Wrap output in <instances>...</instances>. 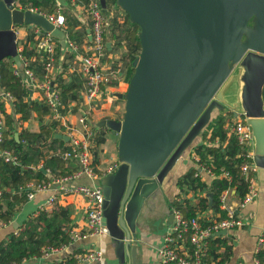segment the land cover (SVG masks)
<instances>
[{
  "label": "water",
  "instance_id": "1",
  "mask_svg": "<svg viewBox=\"0 0 264 264\" xmlns=\"http://www.w3.org/2000/svg\"><path fill=\"white\" fill-rule=\"evenodd\" d=\"M15 1L0 0V62L10 57L21 66L19 26H41L66 44L63 29L40 12L16 7ZM100 1L107 11V0ZM116 4L140 27L141 51L126 93H117L126 100L123 119L98 123L120 136L119 166L101 179L104 224L118 264H137L133 242L147 200L163 188L218 112L230 105L235 117L245 115L255 139L254 162L264 169V0ZM207 197L212 207L214 193ZM173 218L170 210V222Z\"/></svg>",
  "mask_w": 264,
  "mask_h": 264
},
{
  "label": "crops",
  "instance_id": "2",
  "mask_svg": "<svg viewBox=\"0 0 264 264\" xmlns=\"http://www.w3.org/2000/svg\"><path fill=\"white\" fill-rule=\"evenodd\" d=\"M63 6L64 10H66L68 13L69 22L67 26L68 30L71 31V33H69L72 35H77V37L87 36L90 39L92 32V21L89 14L87 13L85 6L81 4L72 6L69 3H66ZM33 10L37 12H49L45 8V6H42L41 8L34 7ZM107 16L108 24L111 28V34H109V40L107 44V58H109L107 60L108 66L112 67L113 71L115 72V79L112 80L113 83L107 85L105 93L102 96V98L106 100L104 111L96 112V110L94 109L91 113V119L94 124V130L95 124L98 125V123L103 119L112 118L122 120L126 111V100L117 95V93H122L121 91L117 90H126L129 85V81L127 80V69L129 67V64L128 57H126L125 55L128 50L126 35L130 33V30H134L135 26L128 22L127 14H125V12H123L122 9L119 8L117 5H114V2L113 4L110 3L109 12ZM34 28L35 26L33 24L19 26L17 28V42L22 63L21 66H18L15 62H13V70L15 73V69L18 68L21 72H23L22 69H24V66L28 65L34 72L37 83H42L45 80L46 75L45 62L47 55L45 56V53L42 52V50L38 46L37 40L33 35ZM59 42L60 45H57L54 66L48 72V77L51 79L54 87H56L60 92L62 106L59 108V112L64 116V119L60 121L56 118V114L59 112L54 111L46 102L45 90L43 88H41L39 85L32 87L29 84L25 83L24 81H28V78L24 73H22L23 75L21 74V76H17L15 74L17 77L24 80L21 81L25 84V86L29 87V100L37 102H46L50 108V112L44 116L43 120L39 119L37 113L34 112L30 119L26 121H19L18 118H20V114H16L15 118L17 121L16 125L18 132L15 133V136L17 139L19 138V131H21L22 129L25 128L31 130L32 132H39L41 130L42 123H44L46 126L51 125L53 127L52 130H47V132H45V135L47 136L50 134L51 136L57 137V134H62L70 137L69 133L73 131L71 127H75L76 131L72 133V136H76L78 139H80V141L84 140L85 135L82 128H79L78 122V117L82 112V106L86 108L88 106V103L83 97L84 75L81 70L82 66L79 63L80 59L77 58L76 55H72L71 53H69L67 51V47L62 44L60 40ZM25 46H27L28 49L27 56H23V54H21ZM62 64L64 65L62 66ZM69 86L71 90L65 93L64 95V87ZM74 93H77V98L73 97ZM6 94L7 91H5L0 86V120H3L4 122L3 131L7 128V125L5 113L2 111L1 106L4 105L6 113L14 114V96L12 95V98H10ZM230 100L232 104L233 102L236 103V95H234ZM233 110L234 108L232 109V111ZM223 115L224 114H222L221 116ZM99 128L104 129L102 131ZM99 128H96L95 133L93 134V138L91 140L93 141L94 135L97 133V131L102 132L105 134H102V137L105 138V143H113L115 145L116 152L114 154L111 151V157L103 155V158H101L102 160L99 163L95 161L94 157L93 163L96 167V170L104 171L107 170L109 168L107 166H110L111 164V166L116 163L119 164L118 143L120 136L118 133H114L111 129L107 127ZM211 130L212 128L207 131L210 132ZM114 139H117V141L114 142ZM64 141L67 145L72 146L71 138L67 141ZM105 143H101V148L104 149ZM201 143L202 139H200L190 150H188L184 154V159L182 161H186V159H189L191 161V169H197V165L192 158V154L196 152V146ZM45 150H47V148H45ZM6 153L5 156H7ZM188 154L190 155L189 158ZM67 160V166H69V168L71 169V172L69 174H66L69 176L79 170L81 164L76 158H67ZM182 161L181 163H183ZM66 175L51 176V174L49 173L51 179L47 181H52L53 187L49 190L37 192L33 198H28L29 200L19 208V210L16 212L10 222H3L0 225V242L7 238L10 233L16 232L18 228L22 225L24 220H26L28 217L39 214V212L42 210L41 208L45 207L47 199L52 194H57L56 201L68 208V211L71 215L70 231L73 228H76L77 230L86 229L87 222L85 217V211L87 208V200L82 195L68 194L60 190V185H58V179ZM182 175H184V173ZM250 178L252 184L256 187L258 193L257 196L253 199V201L248 203L245 207L241 208L238 206L240 198L236 195V187L232 190L233 195L231 198V202L236 208L237 215L245 222V224L241 227H235L230 229L226 234L231 235L233 237V254L227 264H256L255 253L257 252L258 248V239L264 233V169L259 167L256 171L250 172ZM101 179L92 178L87 174H82L79 177L70 179L64 183L69 186L76 184L101 185ZM213 180L214 178H212L207 173H204L203 178L199 180L200 184H203V187H198V189L192 190L188 189L186 193L181 191L178 187V191L176 193L177 195L179 192H181L185 197L191 199L192 204L195 207V210L198 213L199 217L208 220L222 218V213L223 211H225L221 208L220 210L212 209V207L210 206L208 209H203L200 205L201 198L207 196V193L210 192V186ZM30 184L38 183L32 182ZM168 188V183L166 182L162 189L158 190L155 194H153L147 200V203L138 218V238L133 242V244H137V264H161L159 249L164 244V237L167 231L169 230V226L172 222H170L169 219L171 210L170 202H172L174 199L172 201L168 200ZM186 188L189 187L186 185ZM176 195L175 198H177ZM54 204L51 207H48L47 209L52 208ZM69 242L66 244H69ZM88 248H97L103 250L105 254V264H118L117 259L114 255V248L111 245V238L109 234L89 235L88 237L78 242H75L72 245H69L59 254L51 255L49 257H45L43 255L42 250L41 256H34L29 260L24 259L23 264H47L52 262L57 263L72 259L74 254L78 253L79 251L86 250Z\"/></svg>",
  "mask_w": 264,
  "mask_h": 264
},
{
  "label": "built area",
  "instance_id": "3",
  "mask_svg": "<svg viewBox=\"0 0 264 264\" xmlns=\"http://www.w3.org/2000/svg\"><path fill=\"white\" fill-rule=\"evenodd\" d=\"M67 3L72 6L83 5L85 6L87 13L92 21L91 38L84 37H71L68 32L67 16L64 13V4L60 0H56L55 8L49 12H41L46 18L65 31V46L67 51L72 55H76L80 59L81 70L84 75V88L83 97L88 103L87 108L82 106V112L78 117L79 125L84 132V140L80 141L76 136H72V133L76 131L75 127L72 128L70 138L72 141V150L65 153L66 158H76L79 160L81 167L72 175H66L58 179V185L60 190L68 194L82 195L87 200V208L85 211L86 217V229L77 230L73 228L71 230V237L69 244L62 246H46L43 248V255L49 257L62 252L69 245L78 242L89 235L108 234L109 230L104 224V210H105V194L102 185L100 184H76L66 185L64 182L79 177L82 174H87L92 178H102L109 173H112L119 164H114L107 170L102 172L97 171L94 166V156L91 151V143L94 134V124L91 119V113L94 110V106L99 98L105 93L107 85L113 83L115 79V72L112 67L108 66L107 53H108V37L111 34V28L108 24V12L110 3L116 4V0H107V11L104 10L100 0H66ZM15 6L21 9H32L31 7L24 8L21 0L15 1ZM119 7V6H118ZM127 13V12H126ZM34 25V24H33ZM33 35L35 36L39 48L47 55L45 68L46 75L45 80L42 83H37L35 74L32 69L25 65L23 72L20 69H15V74L21 76L24 73L28 81H24L32 87L39 85L45 90L46 102L54 111L59 112V108L62 106L61 95L59 90L54 87L51 79L48 77V72L53 68L57 45H60L59 39L56 38L51 31H47L41 26L34 25ZM111 36V35H110ZM61 41V40H60ZM64 64H62L63 66ZM23 75V74H22ZM8 97L12 98V94L7 92ZM56 118L62 121L64 116L59 112L56 114ZM4 122L0 120V140L3 135ZM231 134H233L239 144L245 149V154L248 160L242 164V170L249 179V189L246 195L240 199L238 206L245 207L248 203L253 201L257 196V189L252 184L250 178V172L256 171L259 167L254 162V144L255 139L251 125L248 123L245 115L239 112L233 124L230 126ZM202 139V138H201ZM203 141V140H202ZM219 142L216 141L215 144ZM211 144V142H209ZM197 147V146H196ZM6 159L9 160L11 155L6 153ZM192 158L197 165L195 176L201 180L204 173H207L214 179H222L226 182V187L217 195V201L222 210L227 212L226 217L217 219H203L199 217L198 213L193 217H187L183 208L178 205L171 206L173 212V220L169 226L164 237V244L159 249V256L161 264H207L208 250L210 239L214 238L217 233L223 229L230 230L235 227H241L245 222L239 218L236 212V208L231 202L232 190L235 188L233 175L224 167H221L220 172H216L212 166L202 162L198 150L192 154ZM32 189L29 192V198H33L39 191L49 190L53 187L52 181H42L38 184H30ZM1 198V191H0ZM185 196L182 194L177 200L182 203ZM57 200V194H52L46 201L45 207L41 209H47L51 207ZM264 244L263 235L258 239V248ZM75 259L73 264H105L104 251L97 248H88L73 255ZM255 263L261 264L260 260L255 257Z\"/></svg>",
  "mask_w": 264,
  "mask_h": 264
},
{
  "label": "trees",
  "instance_id": "4",
  "mask_svg": "<svg viewBox=\"0 0 264 264\" xmlns=\"http://www.w3.org/2000/svg\"><path fill=\"white\" fill-rule=\"evenodd\" d=\"M88 1V0H85ZM24 8L29 7H51L55 8L56 0H21ZM127 20L135 26L134 30L126 35L128 50L125 54L128 57L127 80L130 81L134 72L133 61L141 50L138 32L140 27L132 22L127 13ZM68 32L71 33L70 30ZM76 38L77 35H70ZM21 54L27 56V46ZM17 77L13 70V60L8 57L0 62V86L14 96V114L5 112L4 105L1 109L5 113L7 128L3 131L0 140V225L3 222H10L19 208L29 199V192L32 189L29 184L40 183L43 180L51 179V176L66 175L71 172L67 166L65 153L72 150V146L66 144L63 139L56 136H47L45 132L52 130V126L42 123L39 132H32L29 129L19 131L17 139L15 133L18 132L16 125V114H20L18 120L26 121L33 113H37L39 119L50 112L46 102L29 100L30 89ZM69 87H64V95L70 91ZM77 98V93H74ZM219 120L213 125L210 132L205 131L202 143L196 149L202 162L212 166L218 173L221 167L227 169L232 175L236 187V195L241 199L249 189L250 181L242 170V164L248 158L245 149L239 144L237 138L231 134L230 126L235 121L234 114L219 116ZM99 128L95 124V130ZM103 131L104 128H99ZM104 134V133H103ZM95 137V136H94ZM218 141V144L215 142ZM105 142V138L98 139V145ZM211 142V144H209ZM47 148V150H45ZM10 153L9 160L5 153ZM97 158H95L96 161ZM44 168V169H42ZM47 171V172H46ZM195 168L182 175L178 180L181 191L186 193L188 189H198L203 187L199 179L195 176ZM49 173L51 176H49ZM186 185L189 188H186ZM226 187V182L222 179H214L210 192L214 193L212 209L220 210L217 195ZM179 192L176 196L180 197ZM177 198L170 202V206H181L187 217L197 214L192 200L185 197L182 203ZM200 205L203 209L210 206L209 198H201ZM223 217L227 212L223 211ZM71 215L68 208L58 201L50 209H44L37 215L28 217L16 232H12L7 238L0 242V263L1 264H23L24 259H31L34 256H41L45 246H60L70 240ZM264 237V233L262 234ZM233 237L231 235H220L210 239L207 264H227L233 254ZM261 264H264V244L255 253ZM74 258L57 263L47 264H71Z\"/></svg>",
  "mask_w": 264,
  "mask_h": 264
},
{
  "label": "rangeland",
  "instance_id": "5",
  "mask_svg": "<svg viewBox=\"0 0 264 264\" xmlns=\"http://www.w3.org/2000/svg\"><path fill=\"white\" fill-rule=\"evenodd\" d=\"M48 11H52L51 10V7L49 6V7H45ZM120 8V7H119ZM122 9V8H121ZM47 10H45V11H47ZM122 11L123 12H125V14H127L126 13V11H124L123 9H122ZM64 13L66 14V16H67V21L69 22V19H68V13H67V11L66 10H64ZM68 22H67V24H68ZM69 24H71V23H69ZM141 51V50H140ZM127 89H128V87L126 88V90H123V89H120V90H117V91H121L122 93H126V91H127ZM234 95H232L231 96V98L230 99H232V97H233ZM231 101V100H230ZM105 103H106V100L104 99V98H99L98 100H97V102H96V104H95V106H94V109L96 110V112L97 111H104V108H105ZM232 109H233V107H231L230 105L229 106H227V108L225 109V110H222V111H220V112H218L215 116H214V118H213V120L211 121V124L207 127V130H210L212 127H213V125L216 123V120H219V116H221L222 114H224V115H226L227 117H229L231 114H232ZM223 115V116H224ZM91 117V116H90ZM123 117V116H122ZM123 119V118H122ZM79 128H81V126L79 125ZM94 133H95V130H94ZM102 132H99V131H97V133L94 135L95 137H94V139H93V141H92V145H91V151H92V153H93V156L95 157V158H97L98 157V159H96V161L99 163V162H101V158H103V155L104 156H109V157H111L110 155H111V151H112V153H116L115 152V145L113 144V143H105L104 145H105V147H104V149L103 148H101V144H99L98 145V139H101L102 138ZM105 135V134H104ZM107 140V139H106ZM117 141V139H114V142H116ZM105 150H106V152H105ZM105 152V153H104ZM189 154H188V158H189ZM106 158V157H105ZM119 162V161H118ZM183 163H181V164H179V165H177L170 173H169V175H168V177H167V179H166V181H165V183L167 182L168 183V193H169V195H168V197H169V201H172L173 199H175V195H176V193H177V191H178V180H179V178L182 176V174L184 173V174H186V173H188L189 171H190V169H191V161L188 159H186V161H182ZM109 164H111V163H109ZM112 165V164H111ZM110 165V166H111ZM110 166H107V167H110ZM107 167H105V168H107ZM188 170V171H187ZM182 172V174H181V172ZM187 171V172H186ZM100 172H102V171H100ZM181 175V176H180ZM180 176V177H179Z\"/></svg>",
  "mask_w": 264,
  "mask_h": 264
},
{
  "label": "flooded vegetation",
  "instance_id": "6",
  "mask_svg": "<svg viewBox=\"0 0 264 264\" xmlns=\"http://www.w3.org/2000/svg\"><path fill=\"white\" fill-rule=\"evenodd\" d=\"M118 168V167H117ZM114 172V171H113Z\"/></svg>",
  "mask_w": 264,
  "mask_h": 264
}]
</instances>
